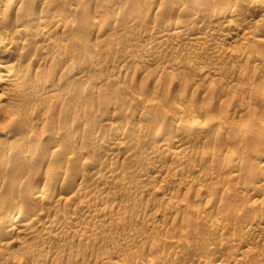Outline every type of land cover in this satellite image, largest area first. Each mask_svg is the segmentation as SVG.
Segmentation results:
<instances>
[{
    "label": "bare ground",
    "instance_id": "bare-ground-1",
    "mask_svg": "<svg viewBox=\"0 0 264 264\" xmlns=\"http://www.w3.org/2000/svg\"><path fill=\"white\" fill-rule=\"evenodd\" d=\"M96 1L100 2V0ZM251 1L250 5L245 3L249 6V9H259L260 6L262 7L264 4V0ZM90 3H92V0ZM88 4L89 3H87L86 0H0V119L3 120L0 127L3 130H0L2 131L1 134L3 133L6 137L11 135L9 132L10 128H18L25 132V136L23 138L21 137L19 147L14 144L0 146V264H28V260H31L30 264H54V261H58L63 255H67L68 250L72 249L71 246L74 244L84 242L90 244L94 241L96 242L97 238L101 240V238L106 235V226L108 228L109 226L113 227L110 224L111 221H113V223H115L114 221H117L116 223L119 225V228L120 226L122 227V225L124 226L125 223H123L122 220H124L126 216L128 217V214L126 215V209H129L124 207L126 209L123 210L122 206L119 208V204L121 205L119 199L122 200L124 197L134 199L138 197L140 198L138 201L143 199L145 201L146 196L154 195L157 197H154L157 199L156 202L160 201L161 203L168 199H174L175 192L177 191L174 190L175 192H172L166 186H162L163 182L159 188L157 186L160 185H156L155 182L162 179L165 180L166 177H168L167 180H169L170 177L172 179L179 174L185 175L187 169L185 168L186 165L184 166V162L187 161V159H190L195 153L198 155L199 153L202 154L203 151H189V148L181 147L180 145L184 144L188 140V135L193 132H198L203 136L204 134H208L209 130L210 132L212 130L210 129L212 124L208 121L209 117L205 118L201 115H192L185 118V114H183L184 112L182 114H180V112L177 115L174 113V123H178L176 125H179L180 127H176L180 128L181 130H179L181 132L178 130L180 133L177 132L179 134L176 137V134H173L175 137L174 139H171L173 137L169 138L168 136L167 139H171L170 143L172 145H166L167 143L163 145L161 143V136L158 134V136L156 135L153 139L147 135L146 137L151 140H146V145H149L150 147L152 146V148H149L150 150H146V148L145 150L144 148L141 150L132 145L134 140L133 142H130L127 131L118 126V123L116 124V122L112 121V117L108 118L107 115L103 117H91V111H93L95 107L89 104V102H84L83 99H81L83 96L82 94L79 95L77 92L73 93L72 89L71 91H65L62 88L65 92H62L63 90L59 91L61 90L60 87L65 85L66 80L73 77L78 83H87V93L89 95L94 96L96 94V96H99L105 93L106 84L114 85L115 81L118 83V80L121 81L120 79L124 74L120 73L122 74L120 75L121 78L118 74L116 75L114 73H109L105 77L102 75L103 79L101 81H99L100 79H98V81H92V79L90 80L88 78L87 72L91 69H95L96 71H99V73L102 72L103 68L99 66L97 57L105 54L106 50L104 47L110 43L108 41L109 36L106 37L107 35H104L106 32L102 30L104 24L103 20L100 18L103 17H100L99 19L95 18V21L91 25L92 27H90H97V29H100V33H103L102 35H97L94 55L86 57L84 59L85 61H81L82 63H80L79 58L76 61L75 58L78 53L75 51V48L78 47L77 45H79L82 40L80 35H77V32L82 29V27H79L75 16L81 10L85 11L84 8L88 6ZM151 5L153 4L151 3ZM228 5L229 4L227 3L224 7L220 6L221 8L219 10H223L224 12H222V14L230 20H227L228 22L225 20L226 23L223 24H216L215 18L217 16H212V12L208 15H203V12L206 10L202 12L198 3L189 10L187 9V6L186 8L181 3L178 4L176 6L178 12L184 10L188 12L190 16L188 17L190 18L188 20L190 27L189 25H186L188 22L184 23L185 20L181 21V19L177 18V20L169 22L155 23L154 30L150 33L147 32L148 34L136 33V35L131 37L128 36L133 41L137 40L145 42V48L144 50H141L142 48L140 49V47L129 46L126 48V54H124L123 58L121 57V60L115 59L117 61L114 62V65L118 64V62L119 64L125 65L131 60L134 63L137 61L138 63L148 62L152 57L157 58L161 54L164 55V53L175 54V56L176 54H179L180 57L181 55L190 56L189 54L192 55V53L196 52L198 49L200 50V48L202 49V47L206 48V52H204L205 56H211L214 58L228 56L241 60L244 59L249 45H253H251L250 42L253 43L254 41H258V43H264V35L258 32V28L264 25V17L258 20L248 16L243 17L241 15L242 13L240 14L241 11H237V6L239 5L238 1L237 3H231L230 6ZM211 7L206 8L210 9ZM239 7L241 8V4ZM161 8L159 11L162 10ZM171 9L172 8H170V10ZM120 15L121 13L116 14L111 21L110 19L109 21L118 22ZM209 15L211 17L206 18ZM106 26H108V24ZM192 26L200 27L201 31L197 33H194L192 29V31H190ZM108 29V33L110 31L112 32L110 27ZM258 43L256 42V44ZM182 44L184 45L181 46ZM115 46L112 48L114 51L122 49L119 44ZM177 46L180 48H177ZM236 46L239 47L238 49L241 53L237 50H232V47L234 48ZM194 55L196 56V54ZM197 57L198 56L193 59L195 60ZM245 59H247V57ZM162 61H165V59L160 60L158 63L160 64ZM259 61L264 63V59ZM164 63L165 62H163V64ZM147 64L148 63H146V66ZM138 66L141 67L140 65ZM115 67H117V65ZM147 67H149V65ZM172 67H175L174 69L178 68L174 65ZM218 69L211 70L210 68L206 70L207 76H214L218 72L222 73V69L220 71ZM169 72H167V74H169ZM131 75L127 72V74L123 76L124 80L122 81H130V79H132ZM133 76L135 77V75ZM50 78H56L58 83H52ZM134 79L135 78L132 80ZM197 81L199 80L197 79ZM193 82L196 81L194 80ZM168 94L167 91L164 93L165 96ZM223 95L225 96V94ZM144 97L146 98V96H142V94L137 95L136 93L133 100L137 101L136 103H141L143 101L147 102L149 99L145 100ZM117 101L108 99L106 101L107 106L103 107L105 108L104 111H119L121 107L118 104L119 101ZM151 101L157 102L152 99ZM152 102L150 103L153 104L154 102ZM104 104L101 106H104ZM243 110L241 109L239 112H242L241 114H246ZM62 112L71 116L74 123L82 125V129L75 131L72 126H67L60 118L57 124H55L56 120L54 119V115H59L60 117ZM145 124V121L142 122L141 120L136 125L140 130L146 128L147 125L145 126ZM256 125H261V129L264 130V118H262V116L250 115L247 118V122L245 124H239L237 128L240 133L244 134V136H248ZM7 127L10 128L7 129ZM52 127L55 128L53 129ZM93 127H97L99 131L95 133ZM47 129L53 130L48 133L49 131ZM133 129L132 125L131 130L133 131ZM128 130H130V128ZM136 130L138 129L135 128V131ZM133 134L136 135L135 132ZM138 134L135 136L136 140L146 142V138H141ZM141 135L143 136V134ZM44 138H49L52 143L50 142L51 144L48 146L46 145V147H44L45 144L42 146L43 144L41 145L40 141ZM137 141H135V145L138 143L141 145V142ZM150 142L156 146L153 147V145H150ZM142 145L141 147H143ZM91 152L94 154L96 153L99 158L103 159V161L99 158L97 161L94 157L93 161L95 163L90 161L91 158L89 156ZM138 153L142 155V159L136 161L137 156H139ZM160 154H167L171 159L177 161V164L158 165L161 162H157V164L155 161ZM216 156L217 154L213 149V152L210 151L203 157L209 159L216 158ZM88 157V162L90 164H86L85 162ZM229 158L226 159L229 161ZM82 159H85V166L82 165L84 164L82 163ZM121 160L125 163L127 162V166L129 163H135V165H137L126 169L127 166L125 165V167ZM234 160L237 161L236 164L239 163L240 165L244 162L242 156H238L236 159L234 158ZM256 160L261 169V173L258 172L260 177V180L258 181L260 182V185L258 184V189L260 188L264 190V171H262L264 169V154L258 155ZM118 161H120V163ZM80 163L82 166H80ZM155 163L157 165H155ZM42 171V181L34 188H31L34 182L37 183L35 179L37 178V175L42 173ZM205 172L203 170V173L202 171L201 174L199 173L204 184L208 180L213 181L215 177L212 176L213 174L211 175ZM191 174L189 175L192 176ZM233 176L236 175L234 174ZM133 177L136 178L137 181H135ZM239 177H241V175H239ZM181 179H184V177ZM172 180L175 181L177 179L175 178ZM181 181L183 183L181 182L179 189L182 188L187 189V191H192V189L197 190L202 187L200 186L202 182L200 183V180L197 181L196 176L195 180L186 179L185 182L183 180ZM176 182H174V185L179 184ZM168 183H170V180ZM248 184L250 185V183H247V185ZM168 185L170 187V184ZM111 186H116V188L119 187L121 190H124L125 193L123 194L125 195H117L116 191V194L114 195V190L111 192ZM177 186L178 185L174 187L176 188ZM120 189L116 190H119L120 192ZM258 189H254V192H252L253 194H250H252L253 199L251 206L254 207L257 205L259 208V206L262 207L259 203L264 201V192L260 190V193L258 192ZM203 190L200 189L197 193H200ZM179 191L180 190H178V192ZM205 191L206 193H210V189L209 191L208 189ZM159 196H161V198H159ZM154 198L152 200L153 202ZM158 198L160 200H158ZM180 198L179 200H181ZM93 199L98 200V203H93ZM152 201L150 200L149 202ZM160 202L156 205H160ZM111 203L112 205H110ZM184 203L186 204L188 202L184 201ZM169 204L170 203H168V206L166 204L167 208H169ZM263 204L264 202L262 205ZM182 205V202H178L176 206L182 208ZM251 206L250 208L252 209L253 207ZM171 207L173 211L177 208L174 206ZM185 207L187 208V206ZM167 208L164 209L167 210ZM164 209L161 211L162 213L164 212ZM172 209L170 210L172 211ZM197 211L199 212H197V215H199L202 210ZM169 213L170 211H168V214ZM146 214L147 213H144V217ZM160 214L155 212L152 216L149 214L151 216L150 222H156L163 216ZM205 214H208V212L204 213V215ZM164 215L166 216V214ZM150 216H148V218H150ZM22 217L25 219L22 220ZM137 218L140 220L139 216ZM147 220L146 223L148 224ZM143 222H145V218ZM158 223L160 224L161 221ZM253 223L255 224L254 226L252 225ZM253 223H251L249 230H247L248 233L250 235L252 233L257 235H252L253 238L261 236V234L264 233V219L261 217L256 219V222L254 221ZM154 224L157 225V223ZM132 236L133 237L126 236L127 238H120L118 239V242L123 246H128L131 242H142V238L140 240V237ZM247 236L245 238H247ZM231 240H233V238ZM108 242L110 243V241ZM115 242H117V240ZM177 242L175 241V243ZM109 243L108 245H110ZM178 244V248H180V243ZM178 244H176V246ZM233 251L232 257L236 260H240L242 257L244 258L245 255L247 256V253L250 254V251L252 252L251 248L250 251L246 249ZM66 252L67 254H65ZM112 254L107 257H104L103 255V259L102 257L100 258L104 260L102 263L107 261L112 264H123L121 259H119V256H121L120 252ZM169 258L170 257H168L167 260H169ZM97 260L98 259H96V261Z\"/></svg>",
    "mask_w": 264,
    "mask_h": 264
},
{
    "label": "rangeland",
    "instance_id": "rangeland-1",
    "mask_svg": "<svg viewBox=\"0 0 264 264\" xmlns=\"http://www.w3.org/2000/svg\"><path fill=\"white\" fill-rule=\"evenodd\" d=\"M86 1L89 4L84 8L85 11L81 10L75 16V19L79 24V27L80 26L82 27V29H80L77 32L78 33L77 35H80L82 40L80 44L77 45L78 47L75 48V51L78 53L75 58L76 61L79 58L80 63H82L83 61H85L84 59L86 57L94 55V50H95L94 48H96L95 47L96 38L99 35H102L103 33L101 34L100 29H97V27L96 28H90V27H92L91 25L95 21L94 20L95 18L99 19L100 17H103L100 18L101 20H103V24H104L103 26L104 28H102V30L106 32V34L104 33V35H107L106 37L109 36L108 41L110 43H108V45L104 47L107 53L105 52L104 55H100L97 57L99 66L103 68L102 72L99 73V71H96L95 69H91L90 71L87 72L88 78L90 80L92 79V81H98V79H100L99 81H101L103 79L102 75H104L103 77H105L109 73L112 74L114 73L116 75L118 74L119 76L122 75L123 73L124 74L122 75V78L120 76L121 81L118 80V83H116L117 81H115L114 85L106 84L108 85L106 86L104 83L105 88L107 90L105 89V93L99 96L98 95L96 96V94L94 96L89 95L87 93L88 91L87 83L86 84L78 83L74 80L73 77L68 78L66 80L65 85L61 86L60 87L61 90L59 91H62L63 89L65 91L66 90L71 91L72 89L73 93L77 92L79 95L82 94L83 96L81 99H83L84 102L85 101L87 103L89 102V104L95 107V109L91 111V117H97V116L103 117L106 115L108 116V118L112 117L111 118L113 119L112 121L116 122V124L118 123V126L124 128L127 131V134H129L128 137L130 139V142H133L134 140L132 145L140 148L141 150H143V148L144 150L145 148L146 150L147 149L150 150L149 148H152V146L150 147L149 145H146L147 144L146 140H149V138L146 137L147 135L148 137L150 138L152 137L153 139L158 134L159 136H161V141H162L161 143L163 145H165V143H167L166 145H170V146L172 145L170 143L171 139H174L181 132L180 131L181 129L176 127L179 126L176 125L178 123L176 124L174 123L173 120L174 119L173 117L175 116L174 113H176L177 115L180 112H181L180 114L184 112L183 114H185L184 115L185 118L192 115H201L205 118L209 117L208 121L210 124H212L210 127V129H212L211 132L209 130L208 134H204L203 136L198 132L197 133L193 132L192 134L188 135V140L180 146L189 148L188 149L189 151H197V150L198 152L203 151L204 155H207V153H209L210 151L213 152L214 149L217 156L216 158L206 159L203 157L204 156L203 152L202 154L199 153L198 155L195 153L194 155H192L190 159H187V161L184 162V166L185 165L187 166V167L185 166V168L187 169L185 175L182 174L177 175L178 178L176 176L175 178L177 180L175 181L172 180L175 178L171 179L170 177L169 178L170 183H168L169 181L167 180L168 177H166L165 180L162 179L155 182L156 185H160L157 186L159 188L161 187V183L163 182L162 186H166L172 192L174 190L177 192L178 190H180L177 195H176L177 192L174 191L175 192L174 199L172 200L168 199L171 202L174 200L172 202L173 205L168 200H165V202L162 201L163 204L160 201L156 202L157 197L154 195H149L150 197L146 196L145 201L144 199L138 201L140 200V198L138 197H136L135 199L130 197H127L128 199L126 197L122 198V200L119 199V202L121 203V205L119 204V208L120 206L123 207L122 208L123 210L129 208L126 209L127 211L125 210L127 212L126 215L128 214V217L126 216L125 217L126 220L125 218L124 220H122L123 223H125L124 226L122 225V227L120 226L119 228V225L116 223L117 221H114L115 223L111 221L110 224L113 227L109 226L110 228L109 229L106 226L107 231L105 232L106 235H104L105 239L104 237L101 238V240L97 238L96 242L95 241L92 243L89 242L90 244H87V242L74 244L73 245L74 247L70 245L71 248L74 250L72 249L68 250V254L66 252L65 254L67 255H63L61 259H59L58 261H54V264L55 262L56 264H112L107 261L105 263H102V261L104 262V260H102L103 255L104 257H107L108 255L110 256L112 253L116 254L119 252L121 253L119 259H121V262L123 264H198V263L199 264H235V263L264 264V238H263L264 233L261 234V236L254 237L255 238L254 239L253 236H257V235L255 233L254 234L252 233L250 235L247 231L249 230L251 223H253L254 221L256 222V219H259L261 217L262 219H264L263 218L264 204L262 205L264 201L261 200L263 202L259 203V205H261L262 207H260L259 205H258L259 208L257 207V205L254 207L251 206V203L253 201L252 192H254V189L257 190L258 186L260 185L259 184L260 182H258L260 180L258 172L261 173L260 171L261 169L256 159L258 155L264 154V130L261 129V125H256L251 130L252 131L251 134H249L248 136H244V134L240 133L237 128L239 124H245L247 122V118L250 115H256L259 117L262 116V118H264V63L262 62L263 60L259 61L261 59H264V43H261L260 41H259L260 43L256 41L258 44H256L255 41H254L255 43L250 42V44L253 45L252 46L249 45V48L250 47L251 48L247 49L248 50L246 51L247 53L245 52L246 53L245 58L247 57V59L244 58L242 60L231 58L228 56L215 57V58L211 56H205L204 52H206V48L202 47L203 50L200 48V50L199 49L196 50V52L192 53V55L189 54L190 56L181 55L180 57L179 54H176L175 56V54L164 53V55L161 54L162 56L159 55L160 57L159 56L157 57L158 60L157 58L152 57L153 59L152 58L151 59L153 61L149 59L148 62L138 63V61L136 62L134 60L136 62L134 63L131 60L125 65L119 64V62H118L119 65L116 64L117 67H115L116 65H114L115 61H117L118 59L121 60L124 57V54H126L125 50L129 46L132 45L137 48L140 47V49L142 48L141 50H144L145 42H140L137 40L133 41L131 40V38H129L133 35H136V33L148 34L154 30L155 28L154 26L156 25L155 23L169 22L172 20H177V18L181 19V21L185 20L184 23L188 22L186 23V25H189L188 20L190 18L188 17L190 16L188 12H186L185 10L182 12L180 11L178 12V10L176 9V6L180 3L185 7L187 6L188 8L187 7L186 8L188 10L198 3V6L202 9V12L206 10L205 12H203V15H208L209 13L212 12L211 14L212 16L214 15L217 16L215 18L216 24H223L230 20V19L228 20V17L222 14V12H224L223 10H219L221 7L226 6L227 3L229 4L228 6H230L231 3L233 2L237 3L238 1L239 5L237 6L238 7L237 11L240 10L241 11L240 14L242 13L241 15L243 17L248 16L256 20L264 17V4L262 7L260 6L259 9L250 8L251 9L250 10L248 5L251 4L252 2L251 0H236V1L235 0H201V1L199 0L200 2L198 0H148L150 2H148L147 0L146 1L145 0H100V2L96 0H92V3H90L91 0H86ZM151 3L153 5H151ZM245 3H247L248 5ZM240 4L242 9L239 7ZM206 7L207 8L211 7V8L207 9ZM160 8L162 10L159 11ZM170 8L172 9L170 10ZM213 11L215 14L213 13ZM118 13H121L118 22L117 21L110 22L111 19ZM221 14L223 17L221 16ZM208 17L211 16L209 15L206 18ZM104 21L106 24L104 23ZM85 24L87 27L85 26ZM107 24L108 26H106ZM109 27L110 30L112 29V32L110 31L108 33ZM191 29L193 30L194 33L201 31L200 27L198 26H192L190 28V31H192ZM258 32L264 35V25L258 28ZM118 44L121 46L122 49L120 48L121 50L114 51L112 48ZM183 45L184 44H182L181 46ZM179 46H177V48H180ZM238 48L239 47L237 46L234 48L232 47V50L233 51L237 50L239 53H241ZM194 54L198 56L197 57L198 59L196 58L197 60L193 59L196 57ZM161 57L162 58L166 57L167 59L166 58L162 59ZM164 59L165 61H162V63L160 64L158 63L160 60H164ZM163 62L165 63L163 64ZM146 63H148L147 66L149 65V67L146 66ZM151 63L154 65H152ZM138 65H140L141 67H139ZM173 65L178 68L174 69L175 67H172ZM144 66L147 68H145ZM210 68L211 70L218 69L219 71L222 69L221 70L222 73L218 72L216 73V75H214L215 77L209 76L210 77L209 78L206 74V70ZM172 69L175 71H173ZM127 72L129 75L131 74L135 75V77L131 75L132 79L133 78L135 79L134 80L130 79V81L127 80V82L122 81L124 80L123 76L127 74ZM167 72H169V74H167ZM155 75H157L159 78ZM197 79L199 81H197ZM194 80L196 82H193ZM50 81H52V83L54 82L55 84L58 83L56 78H50ZM64 90L62 92H65ZM166 91L169 93L168 95H166L167 97L164 95ZM136 93L137 95L142 94V96H146V98L144 97L145 100L149 99L150 101L148 100L147 102L143 101L141 103H136L137 101L133 100L134 99L133 97L134 95H136ZM223 94H225V96ZM108 99L119 101L118 104L120 105L121 108L119 109V111L118 110L116 111L117 113L113 110L112 111L107 110L108 112L104 111L105 108L103 107L107 106L106 101ZM151 99L156 100L157 102L153 101L154 102L153 103ZM150 102H152L155 106ZM103 104L104 106H101ZM200 109H203L204 111ZM241 109L242 110L244 109L243 111L246 114H241L242 112L241 113L239 112L241 111ZM103 111L105 112V114ZM59 118L61 119L62 122L64 121L67 126L69 125L72 126L75 131H79L82 129V125L74 123L71 116L65 114L64 112H62L60 117L59 115H54V119L56 120L55 124H57ZM139 120L140 121L142 120V122L145 121L146 123L145 126L147 125L145 129L139 130V128L136 125L138 122H140ZM1 123H3L2 119H0V127H1ZM132 125L134 128L133 131L131 130ZM8 128L10 127H7V129ZM93 128L95 130V133L99 131L97 127H93ZM129 128L130 130H128ZM135 128L138 130L135 131ZM53 129H47L49 131L48 133H50ZM1 130H0V142H1L0 146H9L12 144L18 147L20 146L19 144L21 137L23 138L25 136L24 134L25 132L23 130L18 128L17 129L10 128L9 132L11 135L7 137L3 133L1 134L2 132ZM134 132L136 135L139 133L140 135L138 134V136H140L141 138L143 137L146 138L145 139L146 142L137 141L135 138L136 135L133 134ZM141 134H143V136ZM173 134H176L175 137ZM198 134L200 137L198 136ZM168 136L169 138L170 137L173 138L169 139L170 140L169 141L167 139ZM164 137H165V141H164ZM135 141L141 142V145L143 143L142 145L143 147H141L139 143L135 145L136 143ZM50 142L51 140H49V138H44L43 140L40 141V144L41 145L43 144L42 146H44L45 144L44 147H46V145L48 146L49 144L52 143ZM150 145H153V147L156 146L151 142ZM93 154H94L93 152L90 153L89 156L91 158L90 161H92L93 163H95L93 161L94 159H96L97 161L99 159L103 161V159L99 158L96 153L94 155ZM138 155L140 157L137 156L136 161L142 159V155L139 153ZM161 155L162 154H160L155 161L156 163L161 162L160 164L157 163L158 165L163 166L166 164L167 165L177 164V161L171 159V157L168 156L167 154L162 156ZM238 156L239 157L242 156V158H244V162L242 165H240L239 163L236 164L237 161L234 160V158L236 159V157ZM89 157L86 160L85 159H82L83 161L81 160L82 163H84L82 164L83 166H85V162L86 164H90L88 162ZM226 158L227 159L229 158V161ZM118 162L120 163V161ZM121 162L122 164H124V166L125 165L127 166L128 164L127 162L125 163L122 160ZM156 163L155 165H157ZM82 165L80 163V166ZM136 165L135 163H129L128 165L129 167L128 166L125 167L126 169L127 168L129 169L131 167H135ZM194 169L197 170L195 171ZM200 170L202 171V173L204 170V172L206 171L205 173H209L211 175L213 174L212 176H215L214 177L215 180L213 179V181L204 180L206 181L205 184L207 187L202 181L203 179L200 176L201 174ZM262 171H264V169ZM197 173L199 176L197 175ZM189 174H191L192 176H190ZM234 174L238 176L237 177L233 176ZM180 175L184 177L185 180L186 179L195 180V176H196V180L197 181L200 180L199 181L200 183L202 182L201 183L202 185L200 184V186H202L200 189L203 190L206 187L205 190L208 189L209 191L210 189V193L207 192L208 193L207 194L205 190H203L205 194L203 191L197 193L200 189L197 190L192 189V191L189 190L190 192L187 191V189H182V188L179 189V185L182 182L181 180L185 182L184 179H181L182 177ZM239 175H241V177H239ZM232 176L235 178H233ZM42 179H43V171L41 174L37 175V178L35 179L37 183L34 182L31 188H34L38 183L42 181ZM133 179L137 181L136 178L133 177ZM173 181L174 182L177 181L179 183L176 184L178 185L176 188L174 187L176 185H174ZM247 183H250V185L248 184L249 185L248 186ZM166 184L167 185L170 184V187L169 185L167 186ZM250 188L252 189V191ZM116 189H120V188L119 187L116 188V186H111V192L112 190H114V195L116 194V192L117 195L125 193L124 190L120 189L119 192V190L117 191ZM260 190L264 192V190L260 188L258 189V192L261 193ZM178 196L179 198L181 197L180 198L181 200H179ZM148 197L150 198L151 201L153 200L154 197L156 198H154V202L153 201L149 202L150 200ZM159 198H161V196H159ZM159 198L158 200H160ZM97 201L98 200L95 199L92 200L93 203H98ZM184 201L188 203L185 204ZM159 202L160 205H156L159 204ZM178 202H182L183 204L182 208L181 207L178 208L176 206ZM168 203H170L169 208L166 207V204L168 206ZM110 205H112V203ZM184 205L187 206L188 209ZM171 206L177 207L179 210L175 208L173 211ZM250 206L253 208L251 209ZM164 208H167V210L170 211V213L168 214V211L165 210ZM163 209L164 212L166 211L167 213L166 212L162 213L161 211ZM170 209H172V211ZM197 210L200 211L202 210L199 215H197L199 213ZM154 212L158 214H160L161 212L160 215L161 216L163 215L157 220L158 222L161 221L160 224L157 221L150 222L151 216L152 214H154ZM206 212H208V214L204 215V213ZM144 213H147L146 214L147 217L146 216L144 217ZM164 214H166V216ZM138 216L140 220L137 218ZM148 216H150V218H148ZM144 218H145V222H143ZM21 219L23 220L25 218L22 217ZM146 220L148 221L149 225L146 223ZM154 223H157V225H155ZM252 225L254 226L255 224L253 223ZM244 232L247 234H245ZM132 235H134V237L135 236L140 237V240L142 238L141 240L142 242L141 243L131 242L128 246L127 245L123 246L120 244V242H118V239L127 238L126 236L133 237ZM246 236L247 238H245ZM232 238L233 240H231ZM116 240L117 242H115ZM108 241H110V243ZM175 241L178 242L175 243ZM108 243L110 245H108ZM178 243H180V248H178L179 246ZM176 244L178 245L176 246ZM250 248L252 252L250 251ZM238 249L249 250L250 254L247 253V256L245 255L246 257L244 256V258L242 257L240 260L233 259L232 257L233 255L232 253L234 252L233 250L238 251ZM75 253L78 254L76 255ZM73 257L75 259L76 258L78 259L75 260ZM101 257L102 259H100ZM168 257H170L169 258L170 261L167 260ZM96 259H98L99 262L98 260L96 261ZM28 262L27 263L30 264L31 260H28Z\"/></svg>",
    "mask_w": 264,
    "mask_h": 264
}]
</instances>
